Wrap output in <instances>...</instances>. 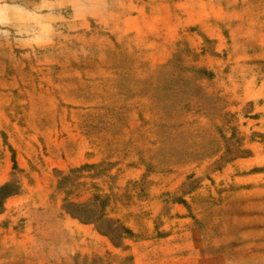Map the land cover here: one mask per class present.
Instances as JSON below:
<instances>
[{"label":"rangeland","instance_id":"374dc122","mask_svg":"<svg viewBox=\"0 0 264 264\" xmlns=\"http://www.w3.org/2000/svg\"><path fill=\"white\" fill-rule=\"evenodd\" d=\"M188 230L264 264V0H0V264H168Z\"/></svg>","mask_w":264,"mask_h":264},{"label":"crops","instance_id":"0c3cea01","mask_svg":"<svg viewBox=\"0 0 264 264\" xmlns=\"http://www.w3.org/2000/svg\"><path fill=\"white\" fill-rule=\"evenodd\" d=\"M131 1V0H130ZM109 13L115 15L117 7L108 5ZM113 11H112V10ZM134 11L141 12L134 6ZM140 14V13H139ZM197 230H188L179 233L177 239L180 241L177 244V249L174 252V259L168 264H232L228 261L230 252L228 250L214 249L206 251L208 254L200 253L198 250V240L196 235Z\"/></svg>","mask_w":264,"mask_h":264}]
</instances>
